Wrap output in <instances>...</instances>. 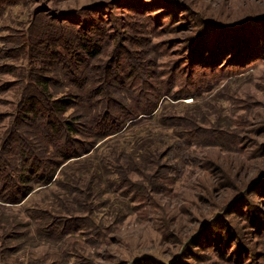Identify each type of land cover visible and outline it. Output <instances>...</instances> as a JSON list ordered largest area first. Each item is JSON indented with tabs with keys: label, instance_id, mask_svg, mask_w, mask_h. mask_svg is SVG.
<instances>
[{
	"label": "rangeland",
	"instance_id": "1",
	"mask_svg": "<svg viewBox=\"0 0 264 264\" xmlns=\"http://www.w3.org/2000/svg\"><path fill=\"white\" fill-rule=\"evenodd\" d=\"M257 17L264 0H1L0 264H264V57L196 66L205 33ZM30 95L48 115L73 96L54 116L92 147L55 156ZM18 140L51 176L9 199Z\"/></svg>",
	"mask_w": 264,
	"mask_h": 264
},
{
	"label": "trees",
	"instance_id": "2",
	"mask_svg": "<svg viewBox=\"0 0 264 264\" xmlns=\"http://www.w3.org/2000/svg\"><path fill=\"white\" fill-rule=\"evenodd\" d=\"M256 19L258 20L251 19L252 21L249 20L247 22H244L245 24L242 25V27L236 28L234 30H225L226 27L222 26V28L216 27L214 28V30L212 29V32H210V34L205 33V39H202L200 43V60L198 62V65L196 66L208 68L209 70L214 68L218 69L222 67L219 64L217 65V62L220 59H222L223 61L221 62L222 65L225 64L228 60L232 62L234 59H237L236 57L238 56V54L241 56L240 58H242L245 62H247V59L252 60L256 58H263L264 32L260 31V28L264 26V18L257 17ZM86 28L94 30L91 36V38H94L93 40L90 38L86 42L84 40H81L79 44L81 49L84 50L86 54L89 53V55L94 56L98 54L101 50V45L105 40L103 37L105 33L100 27L97 26V24H87ZM86 28L83 27V29ZM239 43L241 44V46L239 45ZM212 49L215 54H212ZM45 85L46 84L44 83L43 86ZM72 101L73 96L71 95L63 96L61 98L52 100L49 105L52 107L53 112L48 115L46 114L49 111L48 109L42 112L35 110V107L40 105V100L36 96L30 95L27 96L24 100V107L26 111L24 112V115L29 112H33L37 115L44 114L46 115V127L62 131L65 140L61 141L60 146L57 149V154L55 155L57 157H61L62 160L69 159L68 156L70 155H78L85 148L88 151V149L92 147L91 144L88 145L86 143L78 142L75 138H73L72 135L75 136L79 134V131L77 130V128H75L76 126L75 124H73L72 121H69L68 118L57 120L54 116V114L57 113L64 114L69 108V106L72 105ZM107 113L109 119L113 118L111 117V112ZM118 116L119 115L114 114L115 118H117ZM71 119L74 121L75 119H77V116L71 117ZM110 121L115 122L113 119H111ZM19 143L23 144V146L21 147L20 145L19 148H16L18 152H16V156H14V161L21 163L23 167V169L21 170L22 172L20 174L21 184L19 185L21 186L15 187L17 191L9 194V199H15L14 197H18L19 199L22 196H25L28 192L32 190L33 183L46 184L48 183L49 178L51 176L48 170L49 160L46 159V156L44 155L45 147L38 143L29 145L24 144V142L21 143L20 141ZM106 159L111 160V156L108 155ZM4 161L7 163L6 160ZM54 165H56V163ZM105 169H109V166H106ZM108 171L109 170L106 171V174ZM24 172H26L25 176ZM6 177L8 179V176ZM76 182L79 184H74V180L68 181V185L64 189V192H66L67 194L82 193L85 190L84 186L82 185V183H80L81 181L76 180ZM121 182L124 183V181ZM17 192H20L19 194L21 195H16L15 193Z\"/></svg>",
	"mask_w": 264,
	"mask_h": 264
}]
</instances>
